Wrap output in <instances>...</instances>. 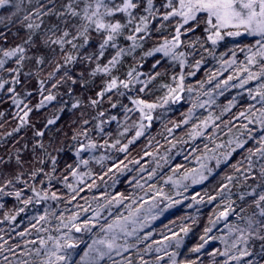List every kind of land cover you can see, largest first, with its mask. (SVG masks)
<instances>
[{"label": "trees", "instance_id": "obj_1", "mask_svg": "<svg viewBox=\"0 0 264 264\" xmlns=\"http://www.w3.org/2000/svg\"><path fill=\"white\" fill-rule=\"evenodd\" d=\"M70 2L12 0L0 8V33L6 37H0V47H15L27 37L26 14L62 12ZM153 3L157 15L149 17V31L140 34L144 39L135 49L126 30L116 48L89 61L85 57L96 56L101 42L93 32L87 47L65 45L66 54L77 59L52 79L56 64H64L58 48L40 50L51 63L39 69L26 60L22 72L37 73L21 76L32 92L26 100L33 108L27 125L20 127L19 110L0 90V264H42L47 259L43 250L40 257L35 252L41 239L52 247L49 236L63 238L61 242L71 237L77 246L66 251L74 264H264V239L259 238L264 236V155L257 151L264 148V125L258 123L264 77L248 80L243 71H259V63L248 64L249 49H257L258 38L223 35L214 45L205 23L194 32L185 26L174 49L177 57H166L154 50L173 40L182 21L162 19L167 0ZM77 5L82 9L84 0ZM140 15H147L143 4L132 29ZM40 19L41 31L58 24L75 34L81 23L71 16ZM76 43L82 45L83 39ZM121 48L125 54L111 73L91 75L97 63L107 64ZM133 69L137 79L129 89L118 85L99 96L111 78L126 81ZM65 71L75 84L61 79ZM41 80L43 94L51 92L56 99L37 111ZM179 93L181 101L174 103ZM133 100L157 105L150 121L141 117ZM73 103L78 107L73 109ZM49 119L56 123L48 125ZM238 141L243 147H237ZM90 143L95 147L88 148ZM250 220L257 222L253 230ZM73 224L82 231L76 232ZM99 241L114 247L109 251Z\"/></svg>", "mask_w": 264, "mask_h": 264}, {"label": "snow or ice", "instance_id": "obj_2", "mask_svg": "<svg viewBox=\"0 0 264 264\" xmlns=\"http://www.w3.org/2000/svg\"><path fill=\"white\" fill-rule=\"evenodd\" d=\"M10 3H12V0H0V8ZM76 3L77 0H71V2L65 6V11L62 12H53L52 10L42 12L40 9H37L34 12L26 14L22 22H27L25 24L27 37L22 43L17 44L15 47H0V90H4L10 95L13 105L19 110L17 115L20 120V127L29 123L28 117L33 111V108L26 102L27 98L32 95V92L27 90L26 80L21 79V76L25 75L27 78H32L37 75V73L29 72L25 74L22 72L26 60L33 61L39 69L45 63H51L40 50L43 48L55 51L58 48L63 56L64 64H56L54 71L49 73V79H52L61 71V68H66L77 59V57L71 54H66L65 45H71L73 49L87 47L91 43L90 34L93 32L100 37L101 42L98 45L99 51L96 56L90 55L85 57V59L89 61L103 57L104 50L107 48H116L117 39L123 36L126 30L131 31V34L127 35L126 39L133 42L131 48L135 49L138 47L136 42L144 39V36L140 34H147L149 31V17L155 18L158 11L153 0H146V3L145 0H84V6L80 10H77L78 5L76 7L73 6ZM141 4H143V12L147 13V15H140L139 21L135 23V27L132 29L131 26L134 21H136L137 10L140 8ZM15 7L19 9L20 4H15ZM163 7L168 10L162 16L164 21L179 17L182 23H178L175 29L176 35L173 40L165 41L164 44L154 50L155 52H162L166 57L176 58L177 53L174 49L180 46L181 29L187 26V31L194 32L196 27L201 23H205L206 27L204 30L208 33V39L211 40L214 45L223 38V35L241 36L246 34L258 38L256 39L257 49L255 51L251 48L249 49L252 54L248 57V64L255 66L259 63V71H252L249 67H244L243 71L248 73V80L264 77V0H167V3H165ZM13 15H15V13ZM43 15H56L58 21L65 16H71L73 19L81 21V23L76 25L75 34H72L67 28L60 30L58 24H54L46 31H41L43 20L40 18ZM36 19H40V23H36ZM9 21L11 22V18H9ZM63 23L67 24L68 22L64 20ZM0 37H3L2 33H0ZM3 38L6 39V37ZM80 39H83L82 45L76 43V41ZM25 45H27V47H25ZM124 54L125 50L121 48L107 64L101 66L97 63L91 75L95 76L98 73L107 75L111 73L120 63V58ZM152 54L151 52L148 53V55ZM183 55L184 53H179V56L182 57ZM257 58H259V60ZM10 61L15 64V67L9 66ZM180 63L183 67L184 61L181 60ZM197 63H199V61ZM134 72V69L129 71V79L126 81L118 80L116 77L111 78L104 90L99 93V96L103 97L106 92H111L113 89H116L118 85L125 89H129L133 81L137 79ZM3 73H7V77H5ZM64 78L71 80L73 84L76 83V80L72 78L68 71L64 72V77L61 79ZM229 79H231V77H229ZM40 85L42 98L35 106V110L37 111L46 107L47 104H50L56 99V96L51 92L46 96L43 94L44 81L41 80ZM56 86L55 83L52 85V87ZM146 86L147 85H145V87ZM145 87H141L139 91L143 92ZM175 91V89H170V92ZM121 95H123V93H121ZM258 95H260L261 100H264V91L258 92ZM92 103L95 105L98 101L93 100ZM132 103L136 110L141 113V117L147 119H151V110L157 107V105L147 104L143 100H133ZM112 106L116 107L115 104ZM77 107L78 103L72 104L73 109ZM145 109L148 111L146 112ZM20 113H22V115ZM0 115H2V113H0ZM101 115H103V113H101ZM55 123L56 119H49L47 121L48 125H53ZM85 123H87V121H85ZM258 123L264 125V109H261ZM16 131H19V128H17ZM141 134V132H137V136ZM36 135L43 136L44 132L37 131ZM73 139H75V137H73ZM261 143L264 144V137L261 138ZM40 147H43V145H40ZM87 147L94 148L95 145L90 143ZM237 147H243V143L238 141ZM234 150L235 149H233V151ZM257 151H259L261 155H264V148L258 149ZM17 163H19V161H17ZM261 175L264 176V169L261 170ZM17 179H19V177H17ZM69 187H71V185H69ZM0 191H2V189H0ZM16 195L19 197L20 194L16 193ZM52 198L56 199L55 194H53ZM260 201H264V195L260 196ZM257 206H259V201H257ZM261 215L264 216V211L261 212ZM39 219L43 220L44 217H40ZM72 219L75 220L76 217L74 216ZM61 223L64 227H69V225L63 224V221ZM256 223V221L250 220L248 225L249 230H253V225ZM72 226L75 227L76 232L82 231L80 226L74 224ZM109 228L111 229L112 225H109ZM259 238L264 239V236H260ZM62 239L63 238L60 237L53 238L49 236L48 240L53 242L51 248L47 247V242L44 239L40 240V248L36 250L35 255L40 257L41 250H43V256L47 257V259L43 260L42 264H74L72 261V254L66 251V249L75 248L77 245L75 242H69L71 241V237H67V239L61 242ZM99 243L104 244L109 251L114 247L112 242L99 241ZM198 250L199 249H195V251ZM9 251H11V249H9ZM99 254L103 256L105 253L100 252ZM5 259H7V257H5ZM21 264H28V261H23Z\"/></svg>", "mask_w": 264, "mask_h": 264}, {"label": "rangeland", "instance_id": "obj_3", "mask_svg": "<svg viewBox=\"0 0 264 264\" xmlns=\"http://www.w3.org/2000/svg\"><path fill=\"white\" fill-rule=\"evenodd\" d=\"M228 36V35H227ZM241 36H244V35H241ZM241 36H229V37H233V38H236V37H241ZM249 36V35H248ZM181 94L179 93V94H177V95H175L174 97H173V102L174 103H179L180 101H181V96H180ZM178 97V98H177ZM146 121H150V119H146ZM225 217H226V215H223L222 216V219H225Z\"/></svg>", "mask_w": 264, "mask_h": 264}]
</instances>
